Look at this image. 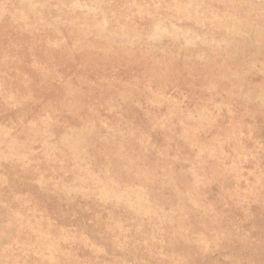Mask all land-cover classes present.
Returning <instances> with one entry per match:
<instances>
[{
    "label": "rangeland",
    "instance_id": "374dc122",
    "mask_svg": "<svg viewBox=\"0 0 264 264\" xmlns=\"http://www.w3.org/2000/svg\"><path fill=\"white\" fill-rule=\"evenodd\" d=\"M0 264H264V0H0Z\"/></svg>",
    "mask_w": 264,
    "mask_h": 264
}]
</instances>
